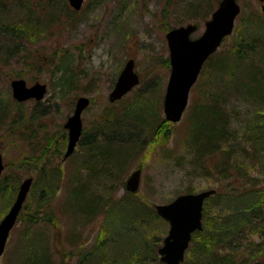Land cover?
<instances>
[{"label": "rangeland", "instance_id": "1", "mask_svg": "<svg viewBox=\"0 0 264 264\" xmlns=\"http://www.w3.org/2000/svg\"><path fill=\"white\" fill-rule=\"evenodd\" d=\"M219 1L84 0L81 8L76 11L69 5L68 0H53V3L49 2L48 7L53 11L55 9L57 20L52 24L47 22V30L36 32L33 38L28 37V40L24 35V41L20 38L7 40L5 43L1 41L4 46L1 48L8 50V54L1 55L0 60V152L5 166L0 181V221L10 208L20 183L27 177L33 178L34 196L26 199L25 207L9 233L0 264H24L25 257L33 250L42 248L45 249L50 264H76L81 255L86 253V248L89 250L92 247L100 230L103 214L102 210L96 211L92 218L86 220L81 219V216L70 208L73 202L70 203L67 199L68 189L78 182V179L87 180L89 192H86V197H93V193L104 205L119 202L127 207V215L131 212L129 200H132L134 209L142 205L150 208L151 212L154 210L157 215L155 205L167 204L181 194L214 188L219 180L218 176H204L195 171L191 155L186 156L181 143L178 146L176 143L179 135L184 134L182 130L187 126L190 106L197 101L205 104L210 96L222 95V101H226L223 103L225 109L230 113L232 130L236 131L234 143L239 145L238 147L245 145L246 148L245 155L248 158L238 154L235 160H232V163L236 164L235 168L245 172L243 174L246 176L241 178L238 185L246 188L251 183H255L257 187L264 183V154L261 151H256L254 155L249 154L252 152L249 149L251 147L243 140L245 126L249 127L252 120L264 119L263 116H256L262 105L230 89L229 83L233 80L230 81L229 76H224L219 83L214 84L213 66L209 65L203 70L204 63L190 89L188 103L181 119L175 123L170 122L166 120L163 112L165 88L170 74L165 34L173 28L193 24L197 30L191 34V38H197L204 31V24ZM32 2L36 3L37 0ZM237 2L240 7L238 16L262 14L260 4L256 0ZM12 7L10 0L7 8L0 10V15L4 23L15 27L25 14L18 7ZM29 10L31 16L26 17L25 21L33 28L35 19L39 16L38 10H35L32 4ZM231 43L232 40H223L209 58L216 62L219 57L227 55ZM17 44H20V47L16 48ZM62 55L71 58L66 76L71 80L72 87L63 89L64 92H61L57 83L58 75H52L53 66ZM22 56L25 59H22ZM129 59L134 60V71L138 75L139 83L120 100L110 103L108 95ZM23 60L26 65H23ZM229 60L233 65L236 63L235 58ZM244 71L248 73L246 64L243 66ZM14 79H23L27 86L35 83L45 84L46 93L42 100H14L10 86ZM237 82L233 81V84ZM80 96L90 100L88 107L81 114V139L92 136L91 139L94 142L98 140L99 144V130H104L103 125L108 124L107 129L111 126L115 132L119 119L113 116L126 113L128 116L123 122V136H129L124 137V144L128 145L116 147L120 141L113 139V154L129 146V154L130 150H137L133 156L126 155L123 156L125 158L120 157V163L114 160L109 163L110 166L104 165L100 162V149L91 150V156H88L87 145H80L79 139L73 153L66 159L63 158L67 142L64 123L72 114L75 101ZM137 104L140 107H136ZM41 108H45L43 114H40ZM143 108L147 109V114L142 116L143 123L129 118V111L134 109V112L138 113L144 110ZM109 111L112 116L101 118L103 113ZM17 128V131L14 130ZM166 129L169 130V139L163 132ZM239 151L240 149L237 150ZM220 152L222 153L221 150ZM217 156L220 161L221 154ZM55 167H60V179L56 180L57 178L50 176L54 183L58 182L59 187L54 199L56 204L49 206L54 213L53 224L29 222L30 218L34 221L43 215L37 211L36 199L37 190L42 184V170L49 169L52 172ZM103 167L110 170H103L104 172L99 174L93 172V169L100 170ZM137 169L141 170L140 183L138 189L131 193V198L130 192L125 189V181ZM44 210L49 212L50 208ZM145 218L147 239L149 242L158 243L154 250L160 260L158 249L167 234L168 223L161 217V223ZM119 223L115 222L117 225ZM124 235L129 245L127 246L126 242V246L111 249L107 246L110 251H100L97 264H104L105 258L111 264H128V260L129 264H136L131 261L128 249L133 240L129 239V231L124 232ZM112 236L116 238L115 235ZM263 236V228L258 232L250 231V240L255 249L261 247ZM203 238L202 236L200 239H194L190 243L188 251L184 254L185 264L194 262L197 247L205 244ZM151 251L152 248H149L145 254L151 256ZM254 256L264 261L263 253L257 252ZM150 264H156V260H152Z\"/></svg>", "mask_w": 264, "mask_h": 264}, {"label": "trees", "instance_id": "2", "mask_svg": "<svg viewBox=\"0 0 264 264\" xmlns=\"http://www.w3.org/2000/svg\"><path fill=\"white\" fill-rule=\"evenodd\" d=\"M11 1L12 8L17 9L18 7L25 16H22L19 23L14 27V25L4 23L0 15V60H2L4 54H8V50H3L4 46L1 45V41L5 43L7 40L13 41L19 38L24 41V35H26L25 39L28 40V37L31 38L32 36L33 38L36 32L47 30V22L52 24L57 20L56 13H54L55 9L53 11L48 7L49 2L52 1L51 3H53V0H37L36 3L32 2V0ZM7 3L9 4L10 0H0V10L4 11L8 6ZM31 4L35 7V10H38L39 15L35 19V26L33 28H30L29 24L25 21L26 17L29 18L31 16L29 15L31 13L29 10ZM45 23L46 25L44 26ZM235 26L232 34L224 40H232L227 55L235 58L236 63L233 65L229 60L231 58L229 57L228 59L227 55L219 57L216 62L209 58L205 62L203 70H206L209 65L213 66L212 82L214 84L219 83V80H222L224 76H229L230 81H238L235 84L231 81L229 83L230 89L236 93L239 92L241 96L251 99L253 102L260 103L262 108L256 112V116H263L264 118V16L259 13H254L253 16L248 17L240 15ZM17 45L16 48L20 47V44ZM21 58L25 59L24 56ZM70 61V57L62 55L53 66L54 70L52 75H58L56 79L61 92H64L63 89L72 87L71 80H68L66 76ZM23 62V65H26V61L23 60ZM244 64L247 65L248 73L243 72ZM218 96H210L208 102L205 104L197 101L190 106L189 114L187 115V126L182 130L184 134L182 136L179 135L176 141L177 146L181 143L186 156L188 154L191 155V163L195 167V171L204 176L214 174L219 178L217 185L214 188H210L215 190V193L209 196L204 202L202 229L192 235L191 242L203 236L205 244L197 247V251L194 253V262L191 264H263L262 262L264 261H261L254 255L257 252L264 254V236L261 247L255 249L250 240V231L258 232V230L261 231L262 228L264 229V183L258 187L255 183H251L246 188H243L241 184L238 185L241 178H246V176L243 174L245 172L235 168L236 164H233L232 160H235L238 154L248 158L245 155L246 148L245 145L238 147L239 145L234 143V134L236 131L232 130V123L229 117L230 113H228L224 105L226 101H222V95ZM136 107H140V105L137 104ZM143 109L138 113H135V110L132 109L129 111V118H134L136 121L143 123L144 119L142 116L147 114V109ZM44 111L45 108H41L40 114H43ZM143 111L146 113H143ZM110 115L112 116L109 111L108 113H103L101 118L107 119ZM126 116H128L126 113L115 114L113 116V118L119 119L115 132H113L111 126L110 129H107L108 124L103 125L104 130H99L101 134L97 132L101 138L99 139V144H97L98 140L94 142L91 139L92 136L86 137L83 140L80 137L79 144L87 145L89 148H87V151L89 150L88 156H91V150L100 149L99 156L101 164H108L110 166L109 163L111 161L115 160L120 163V157L125 158L126 155L133 156L136 153L137 150L132 149L129 154L128 146L113 154V139L116 138L119 139L117 141H120V144H116V147L125 145L124 137L126 136H123V122ZM149 123L150 121L147 125ZM18 129L14 130L17 131ZM163 132L166 135L165 137L169 139V130L166 129ZM120 136H123V138ZM126 138H129V136ZM243 140L251 147L249 149L252 152L249 154L254 155L256 151H261L264 154V119L262 121H250V126H245ZM132 147L130 146V148ZM225 149H227L226 152ZM239 149L240 151L237 152ZM219 153L221 154L220 161L218 160L219 156H217ZM59 168L55 167L52 170L53 173L49 169H41L43 178L42 184L37 190L36 199L37 211L43 215L34 221L30 218L29 222L53 224L54 213L51 211L52 207L49 206L55 203L54 199L56 198L59 187L58 182L54 183V180L50 176L52 175V178L59 180ZM103 170H110V168L93 169V172L99 174L104 172ZM86 184L87 180L82 181V179H78V182L76 181L68 189L69 196L67 199L70 203L73 202L70 208L77 212L81 216V219L88 220L99 210H102L101 213L103 216L96 240L92 243L93 245L89 250L86 248V253L81 255V258L76 261V264H97L98 259H100L97 255L100 251H110L111 248L126 246L127 241L125 240L124 232L127 233L128 231L129 239L133 240V243L128 248L132 262L136 264H150L152 260H156V264H164L156 257L157 251L154 248L158 243L149 242L146 236L145 224L147 223V219L145 217L155 219L160 223L163 221L155 214V211L152 210L151 212L150 208L142 207V205L134 209L131 203L132 200H129L131 212L127 215V207L119 202L104 205L98 201L99 197L94 196L93 193H91L93 197L88 195L86 197V192H89ZM32 195L34 196V185L31 184L26 199L29 200L32 198ZM129 196L132 198L133 194L130 192ZM25 201L22 209L25 207ZM46 208H50L49 212L44 210ZM214 209L216 211H213ZM21 211L19 214H21ZM115 222L120 223L117 225ZM128 245L129 242H127ZM149 248H152L151 256L145 254ZM148 258H150L149 263L147 262ZM103 261L104 264H111L108 263L107 258ZM127 263L129 264V260ZM24 264H50V261L45 249L42 248L40 250H33L28 257H25Z\"/></svg>", "mask_w": 264, "mask_h": 264}, {"label": "water", "instance_id": "3", "mask_svg": "<svg viewBox=\"0 0 264 264\" xmlns=\"http://www.w3.org/2000/svg\"><path fill=\"white\" fill-rule=\"evenodd\" d=\"M84 0H68L69 5L78 11ZM260 10L264 16V0ZM240 13L237 0H220L210 18L204 24V31L197 38H191L197 27L193 24L179 26L165 34L169 50L170 74L165 88L163 112L166 120L178 122L188 103L191 87L196 82L199 73L207 59L220 47L224 38L229 36L234 28L235 20ZM139 83L134 71V60L129 59L121 69L108 101L120 100L126 93ZM12 97L17 102L34 99L40 101L46 93V85L35 83L27 86L23 79L10 82ZM90 100L85 96L76 99L72 114L64 123L68 142L64 159L69 157L80 139L82 133L81 114L88 107ZM3 170L0 152V175ZM140 169L132 172L125 181V189L135 192L140 183ZM32 184V177L25 178L19 185L16 197L8 212L0 221V257L2 256L9 233L17 221ZM215 193L207 189L198 193L178 195L167 204L155 205L156 213L168 223L167 234L158 249L160 261L164 264H180L191 241L192 234L202 229V212L204 201Z\"/></svg>", "mask_w": 264, "mask_h": 264}, {"label": "flooded vegetation", "instance_id": "4", "mask_svg": "<svg viewBox=\"0 0 264 264\" xmlns=\"http://www.w3.org/2000/svg\"><path fill=\"white\" fill-rule=\"evenodd\" d=\"M116 79H117V78H116ZM36 102H38V101H36ZM66 131H67V130H66ZM2 163H3V161H2ZM4 170H5V166H4V164H3V170H2L1 175H0V181H2V177H3ZM18 188H19V187H18ZM17 191H18V190H17ZM16 193H17V192H16ZM15 197H16V195H15ZM14 200H15V198H14ZM14 200H13V202H14ZM13 202H12V203H13ZM11 205H12V204H11ZM10 207H11V206H10ZM8 210H9V209H8ZM7 212H8V211H7ZM7 212H6V213H7ZM6 213H5V214H6ZM5 214H4V215H5ZM195 232H197V231H195ZM195 232H194V233H195ZM194 233H193V234H194ZM193 234H192V235H193ZM191 240H192V237H191Z\"/></svg>", "mask_w": 264, "mask_h": 264}, {"label": "bare ground", "instance_id": "5", "mask_svg": "<svg viewBox=\"0 0 264 264\" xmlns=\"http://www.w3.org/2000/svg\"><path fill=\"white\" fill-rule=\"evenodd\" d=\"M29 100H34V99H29ZM35 101V100H34ZM67 142H68V136H67ZM67 142H66V146L65 147H67ZM65 151H66V148H65ZM65 151H64V153H65ZM63 158H64V154H63ZM66 159V158H65ZM180 264H185L184 263V259H183V261L180 263Z\"/></svg>", "mask_w": 264, "mask_h": 264}]
</instances>
